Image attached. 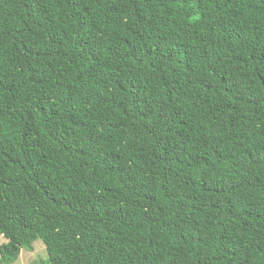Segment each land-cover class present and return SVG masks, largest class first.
I'll use <instances>...</instances> for the list:
<instances>
[{"label": "trees", "instance_id": "trees-1", "mask_svg": "<svg viewBox=\"0 0 264 264\" xmlns=\"http://www.w3.org/2000/svg\"><path fill=\"white\" fill-rule=\"evenodd\" d=\"M0 264H264V0H0Z\"/></svg>", "mask_w": 264, "mask_h": 264}, {"label": "rangeland", "instance_id": "rangeland-1", "mask_svg": "<svg viewBox=\"0 0 264 264\" xmlns=\"http://www.w3.org/2000/svg\"><path fill=\"white\" fill-rule=\"evenodd\" d=\"M7 239L0 234V245L6 242ZM47 258V252L44 243L41 239H36L33 242V249L27 250L22 248L18 258L12 264H38L39 260Z\"/></svg>", "mask_w": 264, "mask_h": 264}]
</instances>
